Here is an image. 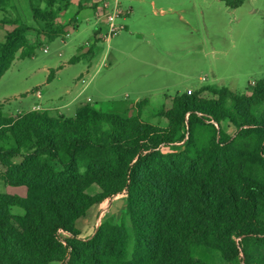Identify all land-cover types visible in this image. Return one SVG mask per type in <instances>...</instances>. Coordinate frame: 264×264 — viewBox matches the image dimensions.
<instances>
[{"label":"trees","instance_id":"16d2710c","mask_svg":"<svg viewBox=\"0 0 264 264\" xmlns=\"http://www.w3.org/2000/svg\"><path fill=\"white\" fill-rule=\"evenodd\" d=\"M27 1L33 25L0 41V79L34 56L29 35L53 42L76 27L77 14L58 22L65 0ZM222 1L234 10L247 0ZM248 91L176 95L159 112L165 129L142 120L146 100L133 117L88 103L72 117L0 107L1 178L26 189L0 194V264H264V79ZM117 196L132 236L123 217L82 237L79 220Z\"/></svg>","mask_w":264,"mask_h":264},{"label":"rangeland","instance_id":"374dc122","mask_svg":"<svg viewBox=\"0 0 264 264\" xmlns=\"http://www.w3.org/2000/svg\"><path fill=\"white\" fill-rule=\"evenodd\" d=\"M102 1H107L110 9L115 5L114 0ZM93 2H58V22L70 20L78 12V28L67 36L53 42L28 36L35 45L34 56L16 59L0 79L4 116L39 106L50 115L72 117L90 98L88 104L97 110L133 117L135 104L146 100L141 108L142 120L165 129L167 121L159 112L169 108L176 95L205 87L245 93L252 82L264 79V0H247L235 10L227 8L222 0H119L120 9H132L131 15L114 22L116 27L126 29L109 43L100 42L92 60H88L90 47L87 58L67 63L80 56L79 49L94 37L97 27L101 35L107 34L104 20L85 18L87 11H78V4ZM160 9L167 13H160ZM17 23L33 25L28 1L0 0V41ZM50 73L53 75L48 81ZM225 129L231 130L226 124ZM4 170L0 165V194L24 197V187L5 185L1 178ZM125 209V196L114 198L108 208L106 203L95 206L77 223L81 236L91 235L104 220L119 223L123 217L132 236ZM11 211L23 215L20 208Z\"/></svg>","mask_w":264,"mask_h":264},{"label":"crops","instance_id":"0c3cea01","mask_svg":"<svg viewBox=\"0 0 264 264\" xmlns=\"http://www.w3.org/2000/svg\"><path fill=\"white\" fill-rule=\"evenodd\" d=\"M104 2H107V1L94 0V2H93L92 4H89V5H88V4H84V5H82V4H78V5H79V7H78V11H79V12H80L81 10H86V11H87V14H86L85 18H87V17H95V18L97 19V21L102 22V20H104V22L108 24V31H107V34H106V35H101V29H100L99 27H97V29H96V31H95V34H94V37L91 38L89 41H87L86 44H85L83 47H81V48L79 49V52H80L79 60H80L81 58H83V57H86V56H85V55H86V52H87V50H88L90 47H92V53H91V57H89L88 60H92V59L95 57L94 54H95L96 46H97L100 42H102L103 40H105L107 43H109L110 40H111V38H112L113 36L117 35V33H118L121 29H126L124 26H123V27H122V26H120V27H116V25H115L114 22L117 20V18H119V17H121V16H124V17H125V16H129V15H131V14H132V9L129 8V10L124 11V10L120 9L119 1L116 2V1L114 0V3H115L114 7L110 9V4L107 2V3H108V8H107V10H105V9H103V7H102V3H104ZM241 6H242V5H241ZM241 6H240V7H241ZM154 10H156V9H154ZM230 10H231V9H230ZM234 10H235V9H234ZM154 13L156 14L155 11H154ZM160 13H165V14H166L167 12H164L163 9H160ZM75 14H78V12L75 13ZM107 14H110V15H114V14H116L115 18H114L113 21H112V24H113L114 28L117 29V32H116L114 35H110L111 23H110V22L107 20V18H106V15H107ZM76 17H77V16H76ZM181 19H182L183 22H186V23H187L186 20H184L183 18H181ZM68 20H69V19H68ZM68 20L65 21V22H63V24H66V23L68 22ZM78 25H79V20H78V17H77L76 27H75L73 30H77ZM192 33H193V32H192ZM192 33H190V34H192ZM66 36H67V35H66ZM44 39H45V38H44ZM95 40H96L97 42L94 44ZM43 41H46V39L43 40ZM86 58H87V57H86ZM79 60H78V61H79ZM78 61H75V62H73V63H77ZM67 63H71V62H67ZM63 66H64V65H62V67H63ZM231 91H232V90H231ZM232 92H235V91H232ZM189 93H190V92H189ZM245 93L247 94V93H249V91L247 90ZM86 101L89 103V102H91V99H90V98H87ZM31 110H39V111H42L41 108H40L39 106H33ZM47 112H48V111H47ZM48 113H49V112H48ZM109 214H111V213H109ZM113 223H114V222H113ZM115 224H117V222H115Z\"/></svg>","mask_w":264,"mask_h":264},{"label":"built area","instance_id":"2783aa9c","mask_svg":"<svg viewBox=\"0 0 264 264\" xmlns=\"http://www.w3.org/2000/svg\"><path fill=\"white\" fill-rule=\"evenodd\" d=\"M115 1L118 2L119 0H115ZM102 7H103V9L107 10L108 3L107 2L102 3ZM115 16H116V14H114V15L107 14L106 15L107 20L111 23L110 35H114L117 32V29L114 28V26L112 24V21L115 18ZM253 84H254V82H252V85Z\"/></svg>","mask_w":264,"mask_h":264}]
</instances>
